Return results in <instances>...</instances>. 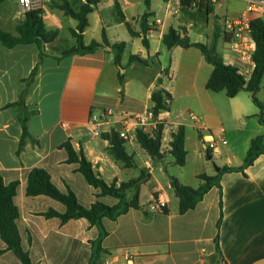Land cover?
Here are the masks:
<instances>
[{
  "label": "crops",
  "instance_id": "crops-1",
  "mask_svg": "<svg viewBox=\"0 0 264 264\" xmlns=\"http://www.w3.org/2000/svg\"><path fill=\"white\" fill-rule=\"evenodd\" d=\"M66 1L76 12H80L85 4H90V0ZM103 1L106 4L101 0L90 4L93 12L88 15L83 41L85 45L93 42L103 44L105 36L109 46L93 54L58 59L63 52L76 46L72 31L78 32L79 26L77 20L66 16L59 8L63 0L41 1L39 9L43 12L46 29L58 32L57 39L45 45L42 60L41 50L35 44L12 49L0 44V175L7 185L16 181L20 183L15 204L20 211L17 225L24 249L30 252L35 264H89L91 242L99 237L98 228L91 226L86 219L62 225L59 218L43 216L51 209L65 213L66 207L47 196H27L28 178L36 168L46 170L62 192L71 189L87 208L96 201L109 206L118 204L116 198L98 197L100 190L89 185L78 171L79 164L67 162L69 155L63 145L70 143L77 153H84L95 172L107 184L116 183L119 187L122 183L139 179L145 170L147 184L152 190L153 201L148 208H144L140 201L142 208L130 209L116 221L104 219L109 234L103 241V248L109 253H103L98 264H264V154L246 169L247 175L227 172L221 176L223 221L220 253L215 242L221 215L220 188L213 187L194 210L181 214L180 200L172 186V180L176 179L184 186L198 189L203 185L200 175L216 177L225 167H243L251 142L258 137L264 138V122L260 121V110L253 103L250 93L243 91L230 98L225 91H209L206 85L214 66L206 60L202 51L182 47L169 50L163 43L164 35L174 29L183 38H189L191 43L210 47L216 25L222 27L225 19L238 16L245 4L240 0L227 5L222 0H204L203 6L193 4L188 11H183L181 0H163L158 6L155 0H150V5H146L147 11L136 21L133 18V24L129 22L127 9L137 2L144 1L146 4V0ZM118 6L125 20L119 16ZM223 7L225 12L220 14L219 8ZM106 8L111 9L114 15L117 13V21L109 18ZM146 13H150L149 31L144 35L141 21ZM94 15L97 16L95 25L101 34L98 36L95 33V38L88 39ZM25 16L18 0H6L2 3L1 28L18 35L17 28L25 21ZM128 24L135 36L131 35ZM112 26H125L132 41L120 42L111 37L108 32ZM62 34L65 38L72 37L71 47H58L51 52L49 49L59 45ZM145 37L148 47L143 43ZM119 43H125L121 67L116 65L112 50V46ZM129 45H137V52L127 54ZM217 53L228 65L222 35ZM131 56L140 57L147 65L130 62ZM39 64L26 98L29 111H37L28 123L33 140H27L19 151L23 129L17 110L8 105L18 101L26 87L25 80ZM119 73L124 76L123 94ZM252 74L245 77L250 79ZM157 90L171 95L169 111L159 114L164 127L161 156L153 159L136 135H132L125 147L135 166L128 168L112 155L107 139L92 137L88 121L92 115L108 111L116 115H144L152 110V97ZM263 91L264 76L258 93L261 102H264ZM180 99L191 107L186 110L176 107ZM186 112L195 116V119L190 116L194 121L191 126L183 118ZM64 124L68 127H63ZM181 126L186 131L187 151L186 165L182 168L189 163L188 131L192 128L202 146L199 156L202 155L201 150L207 154L210 151L209 160H216L221 170L197 169L190 178L173 173L164 187L156 175V160L172 170L179 166L171 153V143ZM205 136H212L218 142L224 140L227 144H219L215 150L208 149ZM163 170V167L159 168V171ZM131 171L138 172V175L124 180L123 175ZM136 195L140 200L139 190L133 189L128 193V200ZM157 201L166 203V213L164 210L150 211V205ZM6 248L0 237V264H19L15 254L6 251Z\"/></svg>",
  "mask_w": 264,
  "mask_h": 264
},
{
  "label": "trees",
  "instance_id": "trees-1",
  "mask_svg": "<svg viewBox=\"0 0 264 264\" xmlns=\"http://www.w3.org/2000/svg\"><path fill=\"white\" fill-rule=\"evenodd\" d=\"M6 0H0V44L8 49H12L19 45H31L35 44L41 50V60L45 56L44 47L46 44H52L58 37V32L48 31L43 19V12L38 9L26 13L25 21L18 26V35H13L4 31L1 28V10L2 3ZM94 3V0H90V4ZM204 0H181V8L183 11H188L193 4H199L203 6ZM90 4H85L80 12H76L70 4L63 0V3L59 8L65 13L66 16L71 17L79 22L78 32L72 31L73 37L76 39V46L62 53L58 58L72 55H87L93 54L96 51L109 46L106 37L104 36V43L100 44L93 42L90 45H85L83 41V33L88 27V15L93 12ZM146 5H150V0H146ZM208 12L210 10L208 9ZM119 16L125 20V17L118 6ZM150 13H146L142 17L141 27L142 32L146 35L149 31L148 20ZM128 29L131 35L135 36V33L131 30L128 24ZM252 34L257 44V51L254 54V61L256 62V68L251 75L250 79H247L244 75L240 74L238 69L224 64L222 58L217 53V46L221 36V27L217 24L213 35V40L210 47H207L201 43H191L189 38L182 37L180 33L174 29L164 35L163 43L165 46L172 50L176 47L182 48H197L202 51L206 60L214 66V72L210 77L206 88L209 91L220 93L226 92L230 98L236 97L239 93L246 91L250 93L253 103L260 110V121L264 122V102H261L258 98V93L261 89V82L264 76V18L255 19L252 22ZM143 43L148 47V41L146 37ZM125 49V43H119L112 46V50L115 52L116 65L121 67V59ZM140 62L146 64L145 60H142L138 56H131L130 62ZM40 64L33 70L30 77L25 80L26 87L21 92L17 102L9 104L8 107L15 108L18 112V117L22 125L23 134L20 142L19 151H21L27 140H33L29 130L28 123L32 116L37 114V111H29L26 105V98L29 93V87L33 83ZM119 81L122 87L121 93L123 94L124 88V76L119 73ZM167 99L171 100V95L161 90L155 91L152 97L153 108L152 111L156 116L160 113L169 111V105H167ZM163 124L159 125L155 135H150L138 130L136 137L141 146L148 152L153 158H160L162 138H163ZM104 138L110 142L111 153L116 160L121 161L128 168L135 166V162L132 156L126 151V140L119 137L117 131H112L104 135ZM186 131L185 127L181 126L176 134L173 135V141L171 143L172 155L176 159L179 166L184 167L187 160V151L185 149ZM263 137H258L251 142L250 149L248 151L245 164L240 168L225 167L216 177H209L207 175H200L199 179L203 181V185L194 189L189 186H184L179 183L178 180H172V186L175 189L176 195L180 200V213L186 214L187 212L194 210L197 205L203 200L205 195L215 186L220 188L221 199L220 208L221 215L217 223L218 233L215 239L217 245V251L220 253V229L223 221V202H222V188L220 179L223 173L227 172H242L246 174V169L253 165L255 160L264 154ZM68 152L69 164H79L78 171L85 177L89 185L100 190L98 197L110 196L118 200V204L115 206H109L101 201H96L89 208L83 206L77 197V195L68 189L66 193L62 192L53 182L49 173L44 169L36 168L31 171L28 178L27 196H47L50 197L66 207L65 213H59L56 210H49L44 213L46 218H59L62 225H66L72 220L86 219L91 226L97 227L99 230V237L91 242L92 254L89 260V264H98L101 255L103 253H109L108 250L103 248V241L108 236V231L104 226V219L116 221L119 217L127 214L130 209L142 208L139 200V195H136L132 200H128V193L133 189L139 190L140 184L147 182V173L142 171V175L139 179L132 180L130 182L122 183L119 187L116 183L111 185L107 184L101 175L97 174L94 170L93 164L89 162L84 153L81 151L77 153L70 143L63 145ZM211 155V152L208 151ZM19 182H12L5 184L3 177L0 175V237L6 244V251H12L15 256L20 260L22 264H35L31 258L29 251L25 250L22 244L21 234L17 225V220L20 217V211L15 204V197L17 195V189ZM166 213V209H163Z\"/></svg>",
  "mask_w": 264,
  "mask_h": 264
},
{
  "label": "built area",
  "instance_id": "built-area-1",
  "mask_svg": "<svg viewBox=\"0 0 264 264\" xmlns=\"http://www.w3.org/2000/svg\"><path fill=\"white\" fill-rule=\"evenodd\" d=\"M42 0H18L24 13L38 10ZM215 1V0H213ZM245 4L244 10L236 17L225 19L222 22V42L228 55V65L238 69L242 75H249L254 72L256 62L254 54L257 51V44L252 34V22L258 18H264V0H240ZM160 22V21H158ZM167 105L170 100L167 99ZM190 116L195 119L191 113ZM162 122L159 115L156 116L152 110L144 115L132 116L126 113L116 115L111 111L100 115H92L88 121V127L92 137L102 138L105 134L117 131L119 137L130 141L132 135L138 130L153 137ZM67 128L68 125L64 124ZM208 149L215 150L219 144L226 145V141H216L212 136L204 137ZM166 208V203L157 201L150 205V211L157 212Z\"/></svg>",
  "mask_w": 264,
  "mask_h": 264
},
{
  "label": "rangeland",
  "instance_id": "rangeland-1",
  "mask_svg": "<svg viewBox=\"0 0 264 264\" xmlns=\"http://www.w3.org/2000/svg\"><path fill=\"white\" fill-rule=\"evenodd\" d=\"M222 1H224V5H227L228 3L234 2V0H222ZM101 2L103 4H106V2L103 0H101ZM161 3H163V0H155L156 6H158ZM235 3H242V2H235ZM225 9H226L225 7L221 8V9L219 8V13L223 14L225 12ZM46 10H49V9H46ZM146 11H147V7H146L145 2L144 1L140 2V3L137 2L135 6L127 9V16L130 19L129 22L134 24V21H132V19L135 18L134 20L136 21L139 18V16L141 14H144ZM107 12L109 14L110 19L117 21L118 15L116 12L114 15V12H112L111 9L106 8V13ZM96 17L97 16L94 15L91 18L92 29L89 31L88 39L95 38L96 34L98 36H100V34H101L100 29L97 28L95 25V18ZM69 21H71V18H69ZM65 24H66L65 27H67L68 23L66 22ZM108 33L111 37L117 38V40L120 42H131L132 41V37L129 34V32L125 26H121V27L112 26V27H110V30ZM66 35H68V34H66ZM71 41H72L71 36H68V38H65V35L62 34L59 36V42H58L59 45L58 46H52L49 50L52 52V51L58 50V47L63 48V49L70 48L71 47ZM136 50H137V45H133V46L129 45L128 50H127V54H129L130 52L135 53V52H137ZM262 96H264V91L262 93ZM176 107L182 108V110H186V108L191 107V105L186 103L183 99H180V101L176 104ZM183 118L185 119L186 124H189L190 126L193 125L194 121L190 118L188 112L184 113ZM228 140H229V137H228ZM188 147H189V151H190V157H189L188 166L186 168H182L180 166H175L174 170H172L169 168V166L167 164L162 165L161 163H159V161L156 160V165H155L156 175L158 176L159 180L161 181V183L164 187H166L168 185V181L170 180V176L173 173L174 174L179 173V174H182L181 176L184 175L185 177L190 178V177H192V172L197 170V169L202 170L204 168H208L211 172H213L214 170H217L218 164H217L216 160H209V155L206 153V151L201 150L202 155H201V157L199 156V151L202 148V146L199 142V138H198L196 131H194L192 128H189V131H188ZM139 162H141V161L139 160ZM160 167H163V169H164L162 172L159 171ZM137 175H138V172L131 171L127 175L124 174L123 178H124V180H128L130 178L129 176L136 177ZM139 194H140V201H141L142 206L144 208H148L149 203H151L153 201L151 186L149 184H147V182L141 183L140 187H139ZM17 261L19 264H21L18 259H17Z\"/></svg>",
  "mask_w": 264,
  "mask_h": 264
},
{
  "label": "water",
  "instance_id": "water-1",
  "mask_svg": "<svg viewBox=\"0 0 264 264\" xmlns=\"http://www.w3.org/2000/svg\"><path fill=\"white\" fill-rule=\"evenodd\" d=\"M161 83H162V79L159 80V84H161ZM158 89H159V86H158ZM209 158H211V157H209ZM220 170H221V169L218 167V168H217V171L220 172Z\"/></svg>",
  "mask_w": 264,
  "mask_h": 264
}]
</instances>
